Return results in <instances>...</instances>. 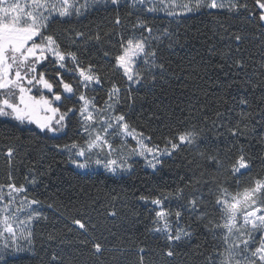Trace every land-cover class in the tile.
<instances>
[{
	"label": "snow or ice",
	"instance_id": "6c2138e0",
	"mask_svg": "<svg viewBox=\"0 0 264 264\" xmlns=\"http://www.w3.org/2000/svg\"><path fill=\"white\" fill-rule=\"evenodd\" d=\"M122 6L129 9L125 18L135 15V20L130 34L120 33L110 70L120 74L126 84L123 99L133 103V85L155 89L158 81L167 83L168 77L179 78L169 65L175 49L184 47L181 34L169 27L157 29L148 14L154 18L163 13L169 18V26L182 25L199 13L207 14L223 29L218 31L214 26L208 40L218 37L227 41L220 46L203 42L207 46L199 71L206 74L214 69L220 74L211 84L204 80L207 87L201 89L204 96L212 99V115L207 111L209 105L191 104L186 109L187 124L175 134L162 137L163 147L154 143L151 135L131 126L125 112L117 111L122 102L119 85L112 84L103 107L94 96L86 94L90 86L104 82L97 65L85 63L76 50L62 46L59 36L51 31L53 24H67L90 12L105 11L114 14V27L104 32V36H111L117 26L125 24L120 14ZM221 16L243 17L252 24L259 33L255 37L260 41L258 60L247 48L251 41L244 35H225L229 29ZM188 39L185 36L184 42ZM92 40L100 43L103 37L99 32L88 35L73 29L72 44ZM109 55L105 50L104 56ZM49 64L55 68V78L46 75ZM61 69L72 71L76 79L66 80ZM65 102H70V106ZM0 117L18 125H35L39 133L52 140L68 136L75 129L70 142H55L51 147L67 154L68 162L75 168L86 170L94 164L113 179L135 175L140 160L155 176L171 169L182 157L190 170L202 169L198 176L177 174L181 183L160 189L159 195L137 197L153 206L147 208L154 213L149 231L158 233L164 242L160 249L165 258L163 264H177L181 252L191 257L183 264H264V170L251 175L254 159H260L264 167V0H252L251 7L247 0H0ZM129 137L134 145L128 143ZM249 138L259 146L257 150H250ZM217 142L229 145L223 155L216 148ZM16 154L15 147L7 148L9 164ZM48 170H52V164ZM30 171L32 185L47 174L35 166ZM242 177L249 178L241 186ZM209 182L212 199L206 202L198 185ZM27 191L24 185H0V264H18L37 255L31 225L48 218L32 207L42 205L39 199L25 195L17 203L19 194ZM173 201L175 211L171 207ZM47 207L56 208L53 203ZM21 213H25L23 218ZM106 215L117 217L118 213L112 210ZM70 225H65L68 232L83 235L85 238L78 242L96 260L105 251H116L93 234L96 223L74 216ZM199 229L212 237L210 248L207 243H193ZM56 239V234H49V241ZM137 252L138 264H145L147 249L139 247ZM49 264L72 262L52 254Z\"/></svg>",
	"mask_w": 264,
	"mask_h": 264
},
{
	"label": "trees",
	"instance_id": "16d2710c",
	"mask_svg": "<svg viewBox=\"0 0 264 264\" xmlns=\"http://www.w3.org/2000/svg\"><path fill=\"white\" fill-rule=\"evenodd\" d=\"M247 2L251 7L252 0H247ZM128 10L122 6L120 14L125 24L123 27L117 26V31L111 36H104V32L114 27L112 24L114 14L105 11L90 12L79 21L73 19L67 24H53L51 31L59 36L62 46L76 50L85 63L91 62L97 65V70L100 71L104 82L100 86L89 88L86 94L94 96L96 103L103 107L112 84L119 85L122 88V102L117 105V111L125 112L131 126L151 135L153 142L163 147L162 137L175 134L187 124L186 109L191 104H196L197 107L209 105L207 111L210 116L212 115L211 108L214 106L212 99L204 96L201 89L207 87L204 80H208L211 84L220 74L214 69H209L206 74L199 69L202 65L201 56L207 46L203 42L212 36L211 30L214 26L218 31H223V29L215 25V21L204 13L190 16L179 26L175 24L169 26V18L165 16L155 15L153 18L152 14H148L157 29L169 27L170 30L181 34L184 47L175 49V55L170 57L169 65L179 78L168 77L167 83L158 81L155 89L132 86L131 95L135 98L133 103L131 100L123 99V89L126 84L120 74L110 70V61L118 51L116 42L120 38V33L130 34L131 24L135 20V15L125 18L124 14ZM220 20L229 29L225 35L240 32L248 41H251L246 46L258 60L260 41L255 37L259 33L252 24L244 21L243 17L227 19L221 16ZM73 29L85 31L88 35H95L99 32L103 40L100 43L92 40L88 43L81 41L79 45L72 44ZM136 34L138 35L139 32ZM185 36L189 38L187 42H184ZM212 43L220 46L227 41H220L218 37H213L208 40V44ZM105 50L111 55L104 56ZM40 67L43 68V65ZM194 70L199 71V75ZM60 71L66 80L76 79L73 74ZM46 75L55 78L53 65H48ZM57 90L62 91V89ZM65 103L70 106V102ZM74 132L75 129L68 136H62L58 140L46 139L44 134L39 133L37 129L18 125L16 121L0 117V185L6 186L9 183L24 185L28 189L26 193H23L24 196L42 201V205L32 207L48 218L35 221L31 225L35 234L34 244L37 255L22 259L18 261V264H49L52 254H57L63 261H71L72 264H138L137 249L139 247L147 249L145 264H163L165 258L162 257L160 249L164 242L159 239L158 233L149 231L151 217L154 213L148 212L147 208L153 206L145 205L137 197L141 194L159 195L160 189L171 188L181 183L177 174L192 177L195 173L198 176L202 169L190 170L185 166L186 162H182L181 157L171 169H165L163 173L155 176L152 175L151 170L144 168L142 161L137 165L135 175L124 176L123 179L110 178V174L104 172L80 173L68 162L67 154L57 153L51 147L55 142H70ZM249 142L250 150L255 151L259 148L251 138ZM228 146L227 142L216 144L217 150L222 155ZM8 147H15L18 153L14 155L11 164L5 155ZM53 157H55L54 163ZM49 164H52L51 171L48 170ZM34 166L47 173L39 177L36 185L29 183L32 176L30 169ZM262 170L264 167L260 159H254L251 175ZM248 178L242 177L240 185L245 184ZM220 179L223 180V177ZM198 187L201 188L205 201H210L212 197L208 189L212 187L211 182L198 185ZM235 187L236 185H233V188ZM113 197L116 199L113 200ZM48 203H53L56 208H48ZM175 203L173 201L171 204L173 211H175ZM112 210L117 211V217L106 215ZM74 216H82L90 224L96 223L98 227L92 229L93 234L103 240L107 248L116 249V251H105L100 260L91 257L84 250V246L78 242L85 237L77 231L68 232L65 227V225L71 226L70 219ZM49 234H56L57 239L49 241ZM193 243L202 245L207 243L210 248L212 237L208 236L203 229H199L198 238ZM185 259L191 261L190 256L181 252L176 258L177 264H183Z\"/></svg>",
	"mask_w": 264,
	"mask_h": 264
},
{
	"label": "rangeland",
	"instance_id": "374dc122",
	"mask_svg": "<svg viewBox=\"0 0 264 264\" xmlns=\"http://www.w3.org/2000/svg\"><path fill=\"white\" fill-rule=\"evenodd\" d=\"M152 15H153V14H152ZM155 15L164 16L163 13H158V14H155ZM70 67H71V63L69 62V68H70ZM61 70H62L63 72H66V73L73 74L74 77H76L75 74H74L72 71H64L63 69H61ZM94 86H96V85H92V86H90V88H92V87H94ZM133 86H136V85H133ZM33 91L35 92V89H34ZM43 91H45V94H47V93H46V90H43ZM48 95H50V94H48ZM1 118H3V117H1ZM23 126H26V127H29V128H34V129H36L35 125H23ZM37 130H38V129H37ZM38 131H39V130H38ZM49 135H51V134H49ZM128 143H129L130 145H134V144H135V141L132 140V139L129 137V138H128ZM136 159L139 160L140 158L137 157ZM140 161L143 162V160H140ZM143 163H144V162H143ZM71 166H72L76 171H78V172H80V173L104 172V170H103L102 168H97L94 164L91 165V167L88 168V169H86V170L77 169V168H75V166L72 165V164H71ZM144 168H145V167H144ZM149 170H151V169H149ZM104 173H106V172H104ZM107 174H108V173H107ZM3 190H4L5 193H7V191H8L7 188H4ZM23 197H24V194H23V193L19 194L17 203L19 202L20 199H23ZM2 206H3V205L0 204V207H2ZM24 215H25V213H21V214H20L21 218H23Z\"/></svg>",
	"mask_w": 264,
	"mask_h": 264
}]
</instances>
